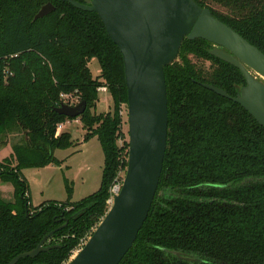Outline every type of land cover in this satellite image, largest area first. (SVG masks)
Returning a JSON list of instances; mask_svg holds the SVG:
<instances>
[{"label": "trees", "instance_id": "16d2710c", "mask_svg": "<svg viewBox=\"0 0 264 264\" xmlns=\"http://www.w3.org/2000/svg\"><path fill=\"white\" fill-rule=\"evenodd\" d=\"M195 1L264 53V0ZM47 2L54 10L34 20ZM212 48L202 38H184L164 67L162 173L148 215L118 264H264V127L240 104L203 86L236 96L245 84L239 69L213 56ZM93 58L100 66L96 76L88 66ZM101 85L113 106L95 113ZM62 94L86 102L76 118L83 141L96 136L100 143V186L76 201L33 205L21 168L60 165L54 150L73 145L68 131L57 132L58 124L76 119L56 112ZM124 105L122 55L97 13L63 0H0V146L8 133L22 135L11 144V163H0V182L13 185L12 200L0 197V264L64 224L45 243L54 247L15 264H66L95 229L107 212L110 187L127 166ZM65 187L70 197L67 179Z\"/></svg>", "mask_w": 264, "mask_h": 264}, {"label": "water", "instance_id": "95a60500", "mask_svg": "<svg viewBox=\"0 0 264 264\" xmlns=\"http://www.w3.org/2000/svg\"><path fill=\"white\" fill-rule=\"evenodd\" d=\"M81 10L95 12L121 52L127 91L128 157L123 181L111 206L75 256L66 264H118L132 247L158 188L168 134V97L164 67L177 57L184 38H202L213 44L210 53L233 65L243 75L236 96L204 83L216 94L245 108L264 127V53L195 0H63ZM47 2L34 16L54 10ZM86 102L61 103L57 113L76 118ZM67 222V220H66ZM65 225V224H64ZM46 234L37 246L19 253L35 257L51 249ZM178 254V252H176Z\"/></svg>", "mask_w": 264, "mask_h": 264}, {"label": "rangeland", "instance_id": "374dc122", "mask_svg": "<svg viewBox=\"0 0 264 264\" xmlns=\"http://www.w3.org/2000/svg\"><path fill=\"white\" fill-rule=\"evenodd\" d=\"M88 66L93 76L100 73V66L96 58L91 59ZM257 78L264 82L259 75ZM98 98L92 112L104 113L112 110V100L108 91H98ZM121 114L122 128L128 138L127 106H123ZM62 130L71 134L73 145L66 149L54 150L55 157L61 160L60 165L51 163L42 167L21 168L28 183L30 201L33 205L41 204L47 200L62 202L69 199L76 201L95 192L100 186L104 156L97 137L94 136L88 141H83L85 129L80 121L75 122L73 119L65 120ZM4 137H6L4 138L6 141L0 146V163L7 161L11 163V144L21 141L22 135L10 132ZM124 173L121 171L119 175L124 177ZM65 179L68 180L72 188L70 197L67 195ZM0 197L7 200L13 199V185L10 182H0ZM109 198L107 199V210L112 203ZM89 236L73 251L70 259L75 256Z\"/></svg>", "mask_w": 264, "mask_h": 264}, {"label": "built area", "instance_id": "2783aa9c", "mask_svg": "<svg viewBox=\"0 0 264 264\" xmlns=\"http://www.w3.org/2000/svg\"><path fill=\"white\" fill-rule=\"evenodd\" d=\"M98 91H107V87L104 85H101L98 87ZM61 100L62 103H67V104H75L76 102V98L72 95V94H62L61 95ZM75 122H79V118L73 119ZM62 129V123L58 124L57 126V132L61 131ZM122 181H123V177L120 178V176L117 177V179L115 180V182L112 184V186L110 187V194H109V200L113 201V197L114 195L118 194L121 185H122Z\"/></svg>", "mask_w": 264, "mask_h": 264}, {"label": "crops", "instance_id": "0c3cea01", "mask_svg": "<svg viewBox=\"0 0 264 264\" xmlns=\"http://www.w3.org/2000/svg\"><path fill=\"white\" fill-rule=\"evenodd\" d=\"M63 125H64V123H62V129H63ZM29 191V190H28ZM30 194V193H29ZM57 201V200H56ZM32 203V202H31ZM33 204V203H32Z\"/></svg>", "mask_w": 264, "mask_h": 264}, {"label": "bare ground", "instance_id": "6f19581e", "mask_svg": "<svg viewBox=\"0 0 264 264\" xmlns=\"http://www.w3.org/2000/svg\"><path fill=\"white\" fill-rule=\"evenodd\" d=\"M259 77H261V78L264 80V78H263L262 76L259 75ZM261 81H262V80H261Z\"/></svg>", "mask_w": 264, "mask_h": 264}]
</instances>
